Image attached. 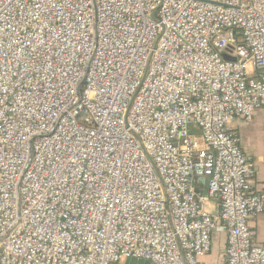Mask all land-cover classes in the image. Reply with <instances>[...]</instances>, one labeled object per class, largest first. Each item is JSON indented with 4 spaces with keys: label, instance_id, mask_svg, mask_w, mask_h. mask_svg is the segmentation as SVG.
I'll list each match as a JSON object with an SVG mask.
<instances>
[{
    "label": "built area",
    "instance_id": "2783aa9c",
    "mask_svg": "<svg viewBox=\"0 0 264 264\" xmlns=\"http://www.w3.org/2000/svg\"><path fill=\"white\" fill-rule=\"evenodd\" d=\"M260 109L264 0H0V264H264Z\"/></svg>",
    "mask_w": 264,
    "mask_h": 264
},
{
    "label": "crops",
    "instance_id": "0c3cea01",
    "mask_svg": "<svg viewBox=\"0 0 264 264\" xmlns=\"http://www.w3.org/2000/svg\"><path fill=\"white\" fill-rule=\"evenodd\" d=\"M231 127L238 133L242 148L246 155L255 164V173L251 179V190L256 192L264 191V109L257 110L253 121L245 122L235 119ZM198 191L205 193L207 180L200 179L197 184ZM216 201H210L207 208L215 213ZM254 237L259 242H264V212L254 217L251 221ZM227 235L218 232L212 238V250L201 260L204 264H218L226 258Z\"/></svg>",
    "mask_w": 264,
    "mask_h": 264
},
{
    "label": "water",
    "instance_id": "95a60500",
    "mask_svg": "<svg viewBox=\"0 0 264 264\" xmlns=\"http://www.w3.org/2000/svg\"><path fill=\"white\" fill-rule=\"evenodd\" d=\"M205 180H207L204 177ZM120 264H152L150 260L146 259H137V258H128L124 263Z\"/></svg>",
    "mask_w": 264,
    "mask_h": 264
}]
</instances>
